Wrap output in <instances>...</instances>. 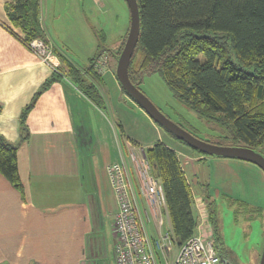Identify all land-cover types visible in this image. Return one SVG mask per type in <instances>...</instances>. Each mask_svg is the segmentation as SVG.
I'll use <instances>...</instances> for the list:
<instances>
[{
	"label": "crops",
	"instance_id": "0c3cea01",
	"mask_svg": "<svg viewBox=\"0 0 264 264\" xmlns=\"http://www.w3.org/2000/svg\"><path fill=\"white\" fill-rule=\"evenodd\" d=\"M13 1L0 0V133L20 142L23 190L0 172V264H116L119 204L109 168L128 156L139 188L140 170L133 156L140 157L157 141L177 151L197 219L209 217L208 202L216 203L221 193L264 211V170L236 157L200 154L169 135L123 90L117 77L116 53L126 34L115 37L109 48L108 22L95 24L92 13L79 9L76 0H41V22L49 42L66 55L55 39L62 41L58 26L64 14L74 10L79 19L66 32L87 48L89 60L99 44L110 50L104 72L94 64L97 77L84 73L100 94V103L64 75L37 99L26 118L28 136L21 140L22 112L56 68L9 30L19 31L8 16ZM66 56L81 68L87 65ZM247 181L263 185V205L246 196ZM143 204L148 206L144 198Z\"/></svg>",
	"mask_w": 264,
	"mask_h": 264
},
{
	"label": "trees",
	"instance_id": "16d2710c",
	"mask_svg": "<svg viewBox=\"0 0 264 264\" xmlns=\"http://www.w3.org/2000/svg\"><path fill=\"white\" fill-rule=\"evenodd\" d=\"M138 3L140 34L129 65L132 82L141 89L145 75L159 73L175 96L191 110L208 122L230 130L223 136L232 140L227 145L247 146L264 155V0H138ZM41 4V0H14L7 7L9 19L19 31L8 28L26 46L36 38L49 42L41 22ZM128 33L117 50L118 59ZM54 50L61 62L24 108L21 140L28 136L26 118L37 99L64 75L100 103V94L84 73L97 77L94 63L103 52L109 53V49L99 44L97 53L84 68L71 62L59 49ZM19 144L0 133V172L13 186L23 190L17 161ZM144 154L152 173L163 185L173 238L181 245L194 233L197 217L193 192L178 153L157 141L144 149ZM228 200L249 211H262L239 199L228 197ZM212 203L215 202H208L211 225Z\"/></svg>",
	"mask_w": 264,
	"mask_h": 264
},
{
	"label": "rangeland",
	"instance_id": "374dc122",
	"mask_svg": "<svg viewBox=\"0 0 264 264\" xmlns=\"http://www.w3.org/2000/svg\"><path fill=\"white\" fill-rule=\"evenodd\" d=\"M64 3L66 2L64 1ZM76 3V5H79V9H86L88 13H92L91 19L95 24H97L96 21L102 22V20L108 22L106 31L109 38L106 43L109 48L113 47L115 37L129 31L131 15L126 0H100L95 4L91 0H76ZM105 9L107 10L106 13L103 11L99 14L101 10ZM61 12H64V10L62 9ZM77 19L79 18H77V12L74 10L67 15L64 14L58 26L60 29L59 35L63 42L59 39H55V41L64 49L66 55L85 65L88 63V55H90L87 48L75 36L73 37V34L66 32L74 26L73 23H76ZM108 55L110 57V50ZM201 57L203 56L201 55ZM141 90L171 120L183 125L185 129L193 131L198 137L216 142L215 144L223 143L227 145L232 143L231 138L223 137L229 133V129L214 122H208L191 110L175 96L159 73L145 75L141 83ZM144 132L145 129L142 133ZM125 160L134 175L132 165L129 162L130 158L127 156ZM138 168L140 170V167ZM246 184V196L257 200L260 203L259 205H263L261 194L263 185L257 181L255 183L247 181ZM212 204L213 237L214 232H216L214 240L222 261L225 264H260L264 248V211H249L238 204L230 203L228 197L222 195V193L217 196L216 203ZM169 226L167 220L161 226H158L157 221L153 218L148 221L149 232L154 239L160 237L159 228L161 232L166 233ZM177 248L178 246L175 247L176 250Z\"/></svg>",
	"mask_w": 264,
	"mask_h": 264
},
{
	"label": "built area",
	"instance_id": "2783aa9c",
	"mask_svg": "<svg viewBox=\"0 0 264 264\" xmlns=\"http://www.w3.org/2000/svg\"><path fill=\"white\" fill-rule=\"evenodd\" d=\"M27 47L45 63L54 68L59 66V58L50 42L36 38ZM108 59V53L103 52L94 63L95 68L104 72ZM133 160L138 161L141 171L139 188L125 158L109 168L119 204L115 218L116 264H225L218 254L208 215L197 219L194 233L181 245L174 241L171 224L166 233L159 228V239L151 236L148 221L152 217L158 226L166 220L170 223L165 191L144 153L140 157L133 156Z\"/></svg>",
	"mask_w": 264,
	"mask_h": 264
},
{
	"label": "water",
	"instance_id": "95a60500",
	"mask_svg": "<svg viewBox=\"0 0 264 264\" xmlns=\"http://www.w3.org/2000/svg\"><path fill=\"white\" fill-rule=\"evenodd\" d=\"M126 2L130 9L131 23L125 46L118 59L116 70L117 77L124 89L146 110L155 122L165 126L181 140L185 141L190 147L198 149L208 155L236 157L251 161L264 170V155L261 152L243 145L215 144L196 136L191 131L171 120L132 82L129 75V65L140 34V9L138 0H126ZM260 264H264V248Z\"/></svg>",
	"mask_w": 264,
	"mask_h": 264
}]
</instances>
